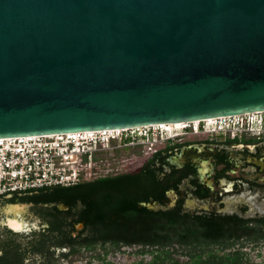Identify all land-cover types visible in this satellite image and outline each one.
I'll list each match as a JSON object with an SVG mask.
<instances>
[{
    "label": "water",
    "instance_id": "obj_1",
    "mask_svg": "<svg viewBox=\"0 0 264 264\" xmlns=\"http://www.w3.org/2000/svg\"><path fill=\"white\" fill-rule=\"evenodd\" d=\"M261 110L264 0H0V137Z\"/></svg>",
    "mask_w": 264,
    "mask_h": 264
},
{
    "label": "trees",
    "instance_id": "obj_2",
    "mask_svg": "<svg viewBox=\"0 0 264 264\" xmlns=\"http://www.w3.org/2000/svg\"><path fill=\"white\" fill-rule=\"evenodd\" d=\"M184 145L174 143L155 150L134 171L97 176L64 191L57 190L76 214L43 215L47 230L39 233L30 246L3 248L0 264H61L57 258L70 257L72 261L73 255L97 246L124 245L140 246V257L117 262L107 259L105 250L95 255L96 264H264V258L254 260L241 247L225 250L241 237L264 236V218L248 225V219L216 214L213 208L200 213L184 210L182 198L165 208L146 206L152 202L164 205L166 191H178L181 179L194 172L188 164L180 168L170 164L174 148L179 150ZM197 192L202 197L209 195L207 188ZM79 222L83 226L75 232ZM29 253L40 257L25 262ZM144 253L148 259L142 256Z\"/></svg>",
    "mask_w": 264,
    "mask_h": 264
},
{
    "label": "rangeland",
    "instance_id": "obj_3",
    "mask_svg": "<svg viewBox=\"0 0 264 264\" xmlns=\"http://www.w3.org/2000/svg\"><path fill=\"white\" fill-rule=\"evenodd\" d=\"M253 119L252 130H243L242 124L247 120ZM264 118V112L257 114H246L233 116L231 119L227 117L226 123L222 125H215L214 122L210 125L209 123L200 121L199 127L196 129L197 123H188L186 127L177 128V129H167L164 127H139V128H130L119 131H113L109 133H95L93 136L96 137L102 143H96V150L91 153V161L85 166L87 171L86 177L93 179L97 176L115 174L118 172H131L139 168L151 154L158 149H162L165 146L185 143L186 145L181 146L180 150L174 148V155L171 156L177 157V159L187 160L189 158L193 159L195 162L199 163L205 161L207 166L210 165V159L203 156L204 148L215 146L216 142H225V139L231 138L234 134H240L241 140H246L251 138L252 140L261 139V127H256L258 123L256 119L260 120ZM223 121V119H221ZM215 121V120H214ZM238 121L240 124H236ZM234 123V124H233ZM230 124V126H229ZM233 126H232V125ZM262 125V124H261ZM222 126V129L219 128ZM228 126V127H227ZM259 128V129H258ZM108 135H115L114 138L107 137ZM106 137V138H105ZM129 138V139H128ZM239 138V139H240ZM94 142H92L93 144ZM258 144H263L258 142ZM247 187V186H245ZM190 186L187 181L182 185L181 192L189 191ZM187 197L190 196L189 193H186ZM264 195L263 190L249 191L244 190L239 195H230L224 196L223 208L222 210H238L239 204L244 202L248 204V211L245 212V215H251L255 211L264 213V199H261L260 196ZM174 196H170L168 200V205L174 203ZM154 208L159 207L160 205L154 204ZM157 206V207H156ZM214 206V202L211 200H197L186 198L184 200V209H203L205 211L211 210ZM34 207L28 208L23 214V218L26 223L29 221L28 226H32L31 231L37 229L41 225L42 219L39 215L36 214ZM80 226H76L79 228ZM31 231L22 232L17 235H11L14 240L20 241L23 244L26 243L27 239L30 238ZM0 230V240L5 239L8 234L1 233ZM241 247L243 250L249 252L250 257L254 260H261L264 258V237L263 238H254V239H241L232 242L228 248L225 250H232L233 248ZM140 246H119V247H107L102 248L97 246L95 250L83 251L77 255L72 256V261L67 259L57 258L58 262L61 264H96L98 259L96 254L99 252H104L107 250L106 258L110 260H115L117 262H128L134 259L139 258L137 250ZM59 252H56V256ZM142 256L149 258L147 253H144ZM40 255L29 253L28 258L25 260L32 261L34 258H39Z\"/></svg>",
    "mask_w": 264,
    "mask_h": 264
},
{
    "label": "flooded vegetation",
    "instance_id": "obj_4",
    "mask_svg": "<svg viewBox=\"0 0 264 264\" xmlns=\"http://www.w3.org/2000/svg\"><path fill=\"white\" fill-rule=\"evenodd\" d=\"M239 135L240 134H234L231 138L225 139V142H216L215 146L212 148H204L203 156L210 159V165L208 166L205 161L197 163L191 158L181 160V158L177 159V157H173L171 159L170 157V164L179 168L188 164L194 168V172H191V174L189 173L181 179L178 191L174 189H168L166 191V203L164 205L156 203L160 205L159 208L171 206L168 205V200L170 196L173 195L175 197L174 203L180 198H182L183 201L186 198L211 200L214 202L212 208L216 214H235L239 217L248 219V225L254 224L256 219L260 220V218H264V213L258 211H255L251 215H245L244 213L248 211V204L244 202L238 205V210L240 212L236 210H222L224 203L223 198L226 195H239L244 190H253L254 192L257 190L264 191V131L261 132L262 138L256 141L251 138L241 140V135ZM258 142H262L263 144H258ZM90 180L92 179H89L85 175V177L80 178L77 182L70 185L46 186L38 190L9 193L0 196V230L2 231L1 233L8 234L5 239L0 240V255H2L3 248L18 247L22 249V247L30 246L35 243V240L38 238L37 235L46 231L49 226L47 220L43 219V215L52 216L59 214L67 217L75 215V210L71 209L69 204L66 203L62 197L61 199L59 194L57 195L58 192L56 191H64V189L81 184L82 182H89ZM185 181L188 182L190 190L181 192L182 185ZM202 187L207 188L209 195L202 197L197 192V190L203 189ZM186 193H189L190 196L187 197ZM63 194L65 193L63 192ZM260 198L264 199V195L260 196ZM80 205L81 204L78 203L77 209H80ZM30 207H34L33 209H35L36 214L42 219L41 225L33 231H31L32 226H28L29 221L26 223L25 219L22 217L24 212ZM190 211L200 213L205 210L190 209ZM78 225L80 227L76 228ZM82 226L83 224L81 222L76 223L75 232L81 229ZM29 230L32 236L27 239L25 244L14 240L11 236ZM263 237L264 236H260L258 238ZM241 239H244V237H241Z\"/></svg>",
    "mask_w": 264,
    "mask_h": 264
},
{
    "label": "built area",
    "instance_id": "obj_5",
    "mask_svg": "<svg viewBox=\"0 0 264 264\" xmlns=\"http://www.w3.org/2000/svg\"><path fill=\"white\" fill-rule=\"evenodd\" d=\"M226 119L219 118L214 123L219 126L225 124ZM262 121L264 118L256 119L255 123ZM235 123L240 124L238 121ZM252 123L251 116L249 122L246 120L242 124L243 130L251 131ZM219 128L222 129V126ZM107 137L114 138L115 135ZM95 139L93 135L75 136L67 132L0 137V196L77 182L87 174L85 166L91 161L96 143L100 142L98 138L97 141Z\"/></svg>",
    "mask_w": 264,
    "mask_h": 264
},
{
    "label": "bare ground",
    "instance_id": "obj_6",
    "mask_svg": "<svg viewBox=\"0 0 264 264\" xmlns=\"http://www.w3.org/2000/svg\"><path fill=\"white\" fill-rule=\"evenodd\" d=\"M264 112V110L261 111H253V112H248V113H243V114H236L233 116H241V115H246V114H257V113H261ZM230 116V117H233ZM219 118H226V117H210V118H204L202 120H192L189 122H172V123H162V124H154V125H150V126H155V127H164L167 129H177V128H181L185 125H188V123H198L199 121H206L207 123H211L214 122V120L219 119ZM139 127H147V126H139ZM139 127H135V128H139ZM121 129H108V130H88V131H74V132H67L68 135L74 134L75 136L78 134H82L83 136H90L93 135L95 133H109V132H113V131H119Z\"/></svg>",
    "mask_w": 264,
    "mask_h": 264
},
{
    "label": "clouds",
    "instance_id": "obj_7",
    "mask_svg": "<svg viewBox=\"0 0 264 264\" xmlns=\"http://www.w3.org/2000/svg\"><path fill=\"white\" fill-rule=\"evenodd\" d=\"M261 124H262V125H261ZM258 125H259L260 127H261V126L263 127V126H264V121H262V122L256 124V126H258ZM260 133H261V132H260Z\"/></svg>",
    "mask_w": 264,
    "mask_h": 264
}]
</instances>
